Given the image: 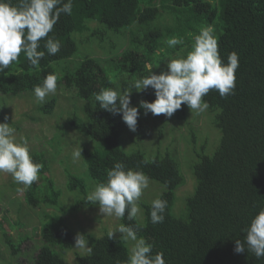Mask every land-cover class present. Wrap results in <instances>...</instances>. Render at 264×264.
<instances>
[{
  "label": "trees",
  "instance_id": "1",
  "mask_svg": "<svg viewBox=\"0 0 264 264\" xmlns=\"http://www.w3.org/2000/svg\"><path fill=\"white\" fill-rule=\"evenodd\" d=\"M96 21L106 29H92L88 23ZM207 25L215 29L225 63L229 53H238L236 88L234 94L226 98L216 90H210L204 97L214 116V128L221 134L220 143L215 152L208 155L205 153L208 141L195 148L198 135L192 129L190 143L194 145L196 160L191 171L196 186L186 200V217H179L173 212L176 190L186 179L177 155L167 150L164 155L147 158L141 151L126 152L121 146L126 124L122 113L101 109L94 93L107 87L120 93L131 91L133 104L139 110L136 130L141 131L144 109L140 102H152L156 96L151 87L138 93L132 86L134 81L149 75V65L156 74L164 71L161 68H166L163 64L166 56H186L194 36ZM88 31L101 39L108 38L109 32L126 31L128 45L112 60L115 81L101 61L91 56L84 57L74 68L67 69L61 80L57 79V86L62 83L75 89L83 100V115H73L68 127L94 141L92 148L82 151L87 179L92 183L68 172L67 187L77 191L80 197L72 206L58 209L62 191L47 176L49 160L42 152L31 153L34 161L43 165L39 173L43 183L36 181L24 189L25 202L33 209L31 214L26 212L25 219L30 222L32 219H28L37 215L40 225L42 223V245L34 264H67L63 254L74 247L77 233L67 225L65 216L85 207L98 206L86 201L91 185L106 182L107 171L117 161L128 168L142 170L166 188L160 195L168 202L163 223H151V204L145 203L142 204V223L138 217L128 221L127 210L125 218L121 219V224H139L138 237L153 244V254L162 252L166 264H264V257L257 259L247 249L243 253L234 250L235 241L244 240L243 230L264 208V0H73L72 14H61L49 33L60 41V51L54 56L48 55L43 48L45 41L41 40L38 50H45L46 54L39 68L31 67L21 52L18 60L0 73V92L14 97L34 92V87L41 84L47 74L57 75L54 62L69 59L77 52L78 45L72 34ZM173 36L183 38V44L169 47L165 41ZM110 49H114V44ZM55 106L56 98H52L41 105L40 110L51 114ZM175 113L179 119H187V104H182ZM5 119L6 115L0 111V122ZM46 209H52L53 213ZM21 213L20 218L24 219ZM0 229H5L2 223ZM3 237L16 256L21 241L30 236L20 242H15L7 232H3ZM90 243L91 253H77L76 264H126L130 248L121 238L109 239L106 232L90 239Z\"/></svg>",
  "mask_w": 264,
  "mask_h": 264
},
{
  "label": "clouds",
  "instance_id": "2",
  "mask_svg": "<svg viewBox=\"0 0 264 264\" xmlns=\"http://www.w3.org/2000/svg\"><path fill=\"white\" fill-rule=\"evenodd\" d=\"M73 0H0V73L18 60L23 52L31 67L39 68L40 61L48 55H56L61 43L49 36L61 14L71 15ZM41 40H44L43 48ZM169 47L183 44V38L171 37L165 41ZM239 67V56L235 51L229 53L225 63L220 55L218 39L212 25L203 26L194 36L191 50L186 56L169 58L167 70L156 74L149 66V75L137 79L133 88L138 91L149 87L155 90L156 99L152 102L141 101L140 107L145 114H161L171 117L182 104H187L192 113H203L209 108L204 97L210 90L218 91L222 98L234 94L236 88V70ZM57 75L49 73L41 84L34 87V95L38 102L57 91ZM131 91L123 93L107 87L94 93L95 100L101 109L114 114L122 113V119L128 128L135 132L139 110L131 106ZM0 122V173L11 174L13 180L24 186L31 187L39 180L43 167L34 161L30 154L27 137L17 138L16 129L11 124ZM14 121V120H13ZM82 149L72 152V160L81 158ZM107 181L96 183L88 193L86 201L99 206V212L104 216H114L133 221L141 213L138 201L145 189L149 188L150 178L140 169L126 167L122 161H117L107 171ZM23 190V189H18ZM167 200L157 196L151 201L150 220L152 224L163 223L167 209ZM140 225L120 224L114 230L109 229L107 236L114 233L122 234L121 240L131 241L126 264H166L164 254H153V244L144 237H138ZM244 240L235 241V252L243 253L245 249L257 259L264 257V208H261L243 230ZM75 248L85 249L91 253L92 248L83 233H77Z\"/></svg>",
  "mask_w": 264,
  "mask_h": 264
},
{
  "label": "rangeland",
  "instance_id": "3",
  "mask_svg": "<svg viewBox=\"0 0 264 264\" xmlns=\"http://www.w3.org/2000/svg\"><path fill=\"white\" fill-rule=\"evenodd\" d=\"M94 30H103L106 27L99 22L88 23ZM108 30V29H107ZM92 31L84 34L74 32L73 39L77 42L78 50L69 59L60 60L53 63L57 70L58 79L61 80L65 71L74 68L86 56L97 57L106 68L112 81H115V72L111 67L112 60L116 59L128 45V33L123 31L119 34L107 33V37L101 39L91 36ZM114 44V49L111 48ZM183 56L165 57L163 64L167 70V60L169 58H179ZM161 64V66L163 65ZM152 67V65H149ZM139 93V91L137 90ZM131 97V95H130ZM56 98V106L51 114H44L40 106ZM83 100L77 96L75 89H69L64 84L57 86L55 94L45 97L43 102H38L34 92H24L22 95L14 97L3 95L0 92V111L7 118L10 126L16 129V136L27 137L30 145V154L33 152L44 153L50 164L48 177L52 178L58 189L62 191L59 205L56 208H68L79 199L77 191H70L67 187L68 172L82 176L87 179V168L83 156L77 161L72 160V152L80 148H92L94 141L82 137L79 133L68 127L69 119L78 114L82 116L81 107ZM131 106H134L131 98ZM187 119L181 120L174 113L171 117L163 114L156 116L148 112L142 116L141 131H131L125 124L124 133L121 135V146L126 152L141 151L147 158H153L159 154L164 155L167 150L174 152L182 167V172L186 182L176 190V200L173 212L179 217H186V200L192 195L196 186L193 170L191 166L196 160L194 145L190 143L192 129L198 135V143L195 148H199L203 141H208L205 153L212 155L220 143L221 134L214 128L213 113L208 109L200 114L192 113L187 105ZM213 117V118H212ZM14 120V121H13ZM138 124V120H137ZM87 181H89L87 179ZM38 182L43 183V178L39 177ZM92 183L91 181H89ZM94 185H91V190ZM23 189V190H18ZM24 186L16 183L11 174L0 173V224L5 229H0V264H34V259L42 245L40 239V220L37 215L25 219L26 212H33L25 202ZM166 190L165 186L150 179L149 188L145 189L138 204L142 214H138V219L144 221V211L142 204H151V201L160 196ZM55 209V208H54ZM52 212V209H46ZM43 211V206L40 207ZM22 212V213H21ZM21 216L24 219L20 218ZM53 213V212H52ZM34 214V213H33ZM30 217V216H27ZM66 223L76 233H83L88 239L98 238L109 229H115L121 224V219L114 216H104L99 212V206L85 207L78 212L65 216ZM21 223L22 225H17ZM3 232H7L15 242H20L25 236H30L21 241L19 253L13 256L9 249ZM114 236L121 238L122 234L114 233ZM131 248L133 242L128 241ZM75 246V245H74ZM86 254L87 250L73 247L63 254L67 264H76V254Z\"/></svg>",
  "mask_w": 264,
  "mask_h": 264
}]
</instances>
